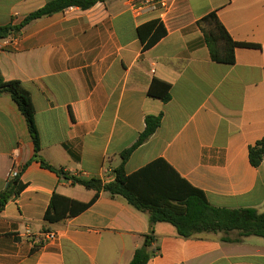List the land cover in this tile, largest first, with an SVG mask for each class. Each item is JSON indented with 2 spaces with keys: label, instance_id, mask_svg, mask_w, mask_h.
<instances>
[{
  "label": "crops",
  "instance_id": "0c3cea01",
  "mask_svg": "<svg viewBox=\"0 0 264 264\" xmlns=\"http://www.w3.org/2000/svg\"><path fill=\"white\" fill-rule=\"evenodd\" d=\"M52 0H0V27L19 24ZM135 0L69 8L27 24L0 52L6 80L30 92L42 158L82 179L116 178L122 153L163 113L157 132L126 163L133 174L163 158L209 202L264 212V164L249 148L264 138V0H171L136 13ZM215 13L238 47L234 64L212 60L205 41ZM161 20L167 35L145 50L140 26ZM154 79L172 86L165 103L149 95ZM19 150L25 188L0 211V264H130L150 234L148 213L100 191L86 210L45 221L54 194L88 203L96 190L34 161L28 124L10 95H0V193ZM57 231L54 242L40 240ZM148 264H264V238L234 231L182 237L154 226ZM227 237L229 241L223 238Z\"/></svg>",
  "mask_w": 264,
  "mask_h": 264
},
{
  "label": "trees",
  "instance_id": "16d2710c",
  "mask_svg": "<svg viewBox=\"0 0 264 264\" xmlns=\"http://www.w3.org/2000/svg\"><path fill=\"white\" fill-rule=\"evenodd\" d=\"M107 0H52L42 8L29 14L21 23L0 27V41L10 36L19 35L30 22L53 16L72 7L88 10L98 3ZM210 21L211 27L205 30V41L212 60L234 64L235 50L238 47L259 48V45L235 41L215 13L204 18ZM140 40L145 50L155 46L167 35L161 20L146 23L138 29ZM172 86L161 79H154L149 95L167 103L172 99ZM0 95H10L24 115L32 139L34 141V161H39L43 168L56 172L75 184L97 191L96 196L88 203L69 197L54 194L45 215V221L55 223L64 218L74 216L86 210L98 197L100 191L113 196H121L138 210L148 213L150 217V234L145 244L139 248L130 264H148L149 248L155 239L154 226L159 222H167L176 227L178 233L190 238L203 233L238 232L241 237L259 236L264 238V212L256 208H221L213 206L204 191L194 187L182 178L178 172L163 158L157 159L133 174H127L126 163L140 146L145 144L160 128L163 113L146 117L145 131L136 143L125 150L122 162L115 170L113 181L103 182L100 179H82L71 175L64 168H57L41 156L40 134L36 125V109L30 92L18 80H6L0 69ZM250 162L254 167L264 164V138L249 148ZM20 178L9 182L7 188L0 193V211L3 210L12 196H18L25 188ZM229 241L227 237L223 238Z\"/></svg>",
  "mask_w": 264,
  "mask_h": 264
},
{
  "label": "built area",
  "instance_id": "2783aa9c",
  "mask_svg": "<svg viewBox=\"0 0 264 264\" xmlns=\"http://www.w3.org/2000/svg\"><path fill=\"white\" fill-rule=\"evenodd\" d=\"M171 7V0H135L133 5V9L136 13H140L146 9L150 10H161L162 17L164 18V13H166ZM73 8V7H72ZM16 36V35H14ZM10 36L4 40L0 41V52L4 50V48L8 45L14 44L16 42V37ZM20 157L19 150H16L13 153V168L9 174V182L18 178L20 176V164L18 163ZM40 240H45L47 242H54L59 239V233L57 231H44L39 236Z\"/></svg>",
  "mask_w": 264,
  "mask_h": 264
}]
</instances>
